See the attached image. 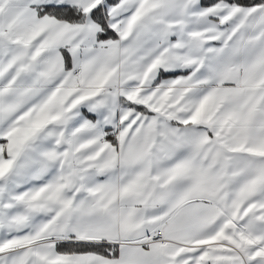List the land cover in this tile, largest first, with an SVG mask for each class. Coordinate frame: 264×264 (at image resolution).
Returning <instances> with one entry per match:
<instances>
[{
	"label": "snow or ice",
	"instance_id": "snow-or-ice-1",
	"mask_svg": "<svg viewBox=\"0 0 264 264\" xmlns=\"http://www.w3.org/2000/svg\"><path fill=\"white\" fill-rule=\"evenodd\" d=\"M0 264H264V0H0Z\"/></svg>",
	"mask_w": 264,
	"mask_h": 264
}]
</instances>
